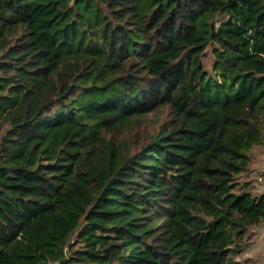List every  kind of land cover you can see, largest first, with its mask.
I'll use <instances>...</instances> for the list:
<instances>
[{
	"label": "trees",
	"instance_id": "16d2710c",
	"mask_svg": "<svg viewBox=\"0 0 264 264\" xmlns=\"http://www.w3.org/2000/svg\"><path fill=\"white\" fill-rule=\"evenodd\" d=\"M256 147L264 0H0V264H246Z\"/></svg>",
	"mask_w": 264,
	"mask_h": 264
},
{
	"label": "rangeland",
	"instance_id": "374dc122",
	"mask_svg": "<svg viewBox=\"0 0 264 264\" xmlns=\"http://www.w3.org/2000/svg\"><path fill=\"white\" fill-rule=\"evenodd\" d=\"M212 60L209 54L205 59V66L209 68ZM211 66V65H210ZM256 156L252 161V171L250 176L252 183L255 184L256 191L264 190V148H255ZM246 239L249 241V246L245 247L242 253L237 256L238 260H246V264H263L264 263V223L256 229L249 231L246 234Z\"/></svg>",
	"mask_w": 264,
	"mask_h": 264
}]
</instances>
